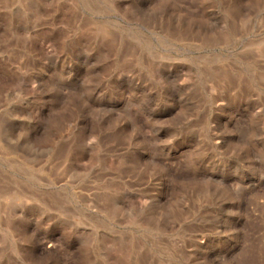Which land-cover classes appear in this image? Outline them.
<instances>
[{
	"label": "rangeland",
	"instance_id": "374dc122",
	"mask_svg": "<svg viewBox=\"0 0 264 264\" xmlns=\"http://www.w3.org/2000/svg\"><path fill=\"white\" fill-rule=\"evenodd\" d=\"M0 264H264V0H0Z\"/></svg>",
	"mask_w": 264,
	"mask_h": 264
}]
</instances>
